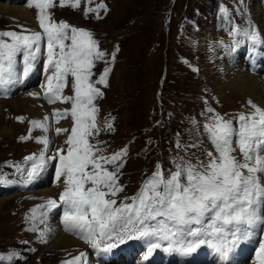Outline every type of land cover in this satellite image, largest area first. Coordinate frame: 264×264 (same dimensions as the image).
Returning <instances> with one entry per match:
<instances>
[{
    "label": "rangeland",
    "instance_id": "374dc122",
    "mask_svg": "<svg viewBox=\"0 0 264 264\" xmlns=\"http://www.w3.org/2000/svg\"><path fill=\"white\" fill-rule=\"evenodd\" d=\"M233 1L80 0L78 6L73 7L76 0H65L63 6L60 0H53L54 6L47 9L50 22L57 23V20L68 18L72 22L90 28L92 38L97 41L99 50L105 53L103 59L94 61L89 81L103 94L93 100V105L97 109L94 114L96 128H90V134L85 137L88 144L94 146L93 152L98 156L111 157L116 154V150L111 148L122 144L132 135L137 136L129 143L127 149V154L130 150L131 155L122 161H117L118 165H122L118 170L116 165L100 161L107 165L104 168L108 171L117 172L116 187L123 189L115 196L109 194L105 197L115 199L117 202L115 207L137 196L149 180L150 172L158 170V166L167 176L174 171L172 169L174 163H191L198 156L204 157L203 146H209L215 154V148L205 130L207 119L211 118L213 121V117L217 115V111L211 106L218 107L224 112L222 114L230 119L233 114L240 117L254 113L249 103L236 100L230 91L228 92L230 100L220 96L221 85L211 77L217 55L221 54L223 58L231 59L227 54L228 49H225L227 45H224L223 41L233 38L232 28L235 25L250 26L252 32L261 33L254 25L252 26L246 9L242 11V0H236L239 2L238 11L235 14L231 12ZM263 1L261 0L262 7ZM16 3H23V0ZM243 4L245 6V3ZM29 5L26 6L34 10L37 20L39 10L34 3L32 6ZM226 10L229 11L226 17L230 16V18L224 17ZM86 11L87 15H85ZM33 27L23 18L0 14V33L8 31L21 33L22 29L28 30L25 34L42 33L39 26ZM263 33L260 35L262 39ZM3 39L6 41L11 38L3 37ZM68 43L71 44V41ZM217 64L219 66L220 62ZM105 68L110 69L105 82L96 83ZM68 77L70 80L66 85L68 91L66 96L74 97L72 87L74 78L70 75ZM33 78V81L19 88L10 97L19 99L24 89L28 88L32 91L39 86L40 92L31 96L36 99L41 98L42 91L47 89V77L42 78L43 83L38 82L41 79L39 75ZM210 84L216 94L209 91ZM159 89H162L163 93L158 92ZM164 98H166V107H163L165 114L163 121L158 123L157 104ZM62 102L60 100L55 103L62 104L55 113L64 107L71 108L69 106H72V101L65 102L64 106ZM93 105L87 107L91 108ZM256 106L264 109L259 105ZM3 109L5 112L9 111L5 115L6 122L0 123V128L5 125L15 129L12 135L0 132V184L27 177L26 170L32 163L26 160L27 157L38 158L43 152L45 166L46 162L55 161L56 152L59 150L63 152L69 148L66 141L71 135L72 128H69V132L62 131L68 133L66 140L56 141L55 145L50 147L49 136L38 133L41 127L34 126L28 113L22 108L11 109L10 103L5 102ZM243 109L252 110L246 113ZM70 116L68 113L67 117ZM57 117L58 115L53 118ZM64 118L65 115L59 122L53 120V123H61ZM42 123L47 127L51 126L50 133L52 130L55 137L58 136L53 124L50 123L49 116L47 121L43 119ZM161 136L164 140H161ZM43 137L48 139L47 146L38 142V139ZM233 147L238 149V144ZM96 148L102 151L96 153ZM174 153H177V156L174 157ZM233 153L238 159L241 157L239 152ZM47 155L49 158L46 157ZM17 166L20 167L21 172L17 171ZM50 171L52 170H49V183L64 180V176H61L59 180L52 182ZM86 171L91 173V165ZM89 183L86 184V188L92 186ZM35 187L36 185L33 184L32 188L25 191L0 193V196L10 194V201L7 200L0 207V264H55L62 260L66 252L81 254L88 248L87 245L81 249L65 247L47 250L45 248L46 241L44 237L41 238V233L45 220L50 217L44 211V205L58 197L50 194L38 196L32 192ZM20 215L22 220L18 223L16 216ZM260 245L261 242L250 247L260 248ZM144 246L145 244L141 245L140 241L127 245L132 251L137 248L142 249ZM156 253L157 259L168 258ZM140 254L141 252L137 256L134 255L130 262L121 264L131 262L135 264L133 261Z\"/></svg>",
    "mask_w": 264,
    "mask_h": 264
},
{
    "label": "snow or ice",
    "instance_id": "6c2138e0",
    "mask_svg": "<svg viewBox=\"0 0 264 264\" xmlns=\"http://www.w3.org/2000/svg\"><path fill=\"white\" fill-rule=\"evenodd\" d=\"M79 2L76 0L73 7ZM32 3L39 10L37 20L43 32L25 34L28 30L22 29L21 33H0V87L7 89L20 82L21 75L29 76L38 62L41 43L46 40L44 66L51 72L47 76L45 98L49 103L72 101L70 115L74 127L66 141L69 145L67 155L58 156L60 163L56 171L57 180L65 176L64 191L60 194L65 230L79 235L93 249L102 251L117 246L108 241L146 240L145 262L155 249L161 247L187 257L206 245L217 254L218 264H228L231 253L241 242L251 238L256 228L264 232V109L249 101L255 112L241 115L238 129L232 121L214 116L213 123L205 125L215 148V154H206L207 164L178 163L176 170L167 176L158 166L137 196L131 198L132 203L115 207L116 200L105 197L115 196L123 189L116 187L117 172L108 171L100 161L114 164L118 170L122 165L117 161L126 150L111 157L98 156L93 152L94 146L85 139L90 134L89 129L96 128L94 114L97 109L93 100L103 95L89 82L91 70L94 61L103 59L105 53L99 50L90 32L72 27L69 35L67 23L50 22L47 9L54 6L53 0H30L29 6ZM60 3L63 6L65 0ZM244 35L255 43L261 42L257 32L245 30ZM3 37L11 38V42H6ZM67 40L71 44H65ZM20 62L22 69H18ZM109 71L105 68L96 83L105 82ZM69 75L74 78V97L61 95ZM87 105L93 106L88 108ZM68 112L67 109L62 113L57 110L54 115L64 116ZM47 119L45 117V121ZM90 120L93 122L89 123ZM31 123L48 130L40 121ZM62 131L67 130L56 129L57 134ZM38 142L46 146L49 143L47 137L39 138ZM234 143L238 144L243 161L233 155L237 151ZM101 151L95 149L96 153ZM26 160L32 161L26 170L27 181L31 182L44 167V153ZM89 165L91 173L86 171ZM17 171L21 172L19 166ZM89 182L92 186L86 188ZM49 206L56 207V201L50 200ZM43 237L44 233H41ZM260 250V264H264V243ZM79 260L80 257H76L71 264Z\"/></svg>",
    "mask_w": 264,
    "mask_h": 264
},
{
    "label": "bare ground",
    "instance_id": "6f19581e",
    "mask_svg": "<svg viewBox=\"0 0 264 264\" xmlns=\"http://www.w3.org/2000/svg\"><path fill=\"white\" fill-rule=\"evenodd\" d=\"M243 2L245 3L246 9L249 14V18H248L249 21L251 22L252 25H254L255 28L259 29L262 35V32H264V17H263V7L261 0H243ZM0 14L9 17L10 16L20 17L23 18V20L30 22L34 26L33 28L37 26L40 27L38 20H36L35 18L36 14L34 10L24 5V3L12 4V3H8L7 1L0 0ZM248 60H250V58H245V55L242 52L238 53L237 55L231 56V59L217 57L215 63L216 66L214 67L213 70L214 73H212L211 77L215 78L216 81L221 85L219 88L220 96H222L226 100H230V97L228 95V92L230 91V93L234 94L236 100L237 99L242 100L244 103H248L249 101H252L253 104L259 105L262 108H264V76L261 73L250 72L248 70ZM217 62H220L219 66ZM35 76H32L27 82L21 83L18 88H21L25 84L33 81L34 80L33 77ZM40 90L41 87L39 86L34 88L32 91L26 88L23 90V93L21 94V98L19 99L17 98L12 99L13 96L11 97L9 96L8 98L2 97L0 99V116H1L0 123L6 122L5 115L8 113L9 110L5 112L3 108H4V103L9 102L11 109L14 108L15 110H19L22 108L23 111L28 113L31 122L36 120L42 123V120L45 119V117L49 116L50 123L53 124L55 130L57 128H61V129L64 128L67 130V132H69L70 130L69 128L74 127V123H72L73 122L72 117L70 116L69 118L67 117L68 115H65V118L61 123L58 124L53 123L54 122L53 117H56V115H54L55 110L61 108L62 104H49L40 97L36 99L33 96H31L33 95V93H37V92L39 93ZM243 110L246 113H250L252 109L249 110L243 109ZM50 127L51 126L47 127L48 129L47 131H44L43 128H40V130H38V133L49 136L50 147H53L56 141L62 142L63 140H66L68 133L66 134L61 132L62 134L60 133L58 134L57 137H55L52 130L50 133ZM14 129L15 128H10L9 126L3 125L0 128V132L12 135ZM63 134H65V136ZM237 152H239L238 149ZM46 157L49 158V155H47ZM239 159L243 161L242 156L239 157ZM50 169L51 170L54 169V163L52 164L51 161L46 162L41 172L36 176L37 178L33 183L36 185V187L32 192H34L36 195L41 197L48 196L49 194L60 197L61 192L64 191V180L62 181L61 179L60 181L55 182L53 184L49 183L48 175ZM2 195L3 194H1L0 196V207L3 206L7 202V200L10 201L9 199L10 194L4 196ZM58 215L59 212L57 214H50V219L45 220L46 222L44 223V227H43L44 239L47 245L45 248H47V250L50 249L57 250L65 247H73L74 249L83 248L86 245V242L78 239L76 236L64 232L63 227L59 223ZM16 217L18 218V223H19L22 220L21 215ZM262 238H263L262 240H264V234ZM146 248L147 245H145L142 249L137 248L136 250L132 251L127 246H124L117 250L119 253V257L110 258L103 256L100 259L101 264H121L122 262H130L133 256L134 255L137 256V254L140 252H141L140 256L133 261L135 262V264H170L172 262L169 260V258L157 259L156 252H153L149 260L145 262L143 260V257L146 254ZM240 250L241 251L244 250V247H242ZM260 254H261L260 248H256V247L251 248L249 246L241 254L233 255L232 258L230 259L229 264H260V259H259ZM205 259L217 260L218 256L216 254L211 253L208 256H205ZM100 260H96L94 261V263L100 262ZM130 264L133 263L131 262Z\"/></svg>",
    "mask_w": 264,
    "mask_h": 264
}]
</instances>
